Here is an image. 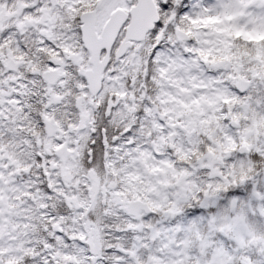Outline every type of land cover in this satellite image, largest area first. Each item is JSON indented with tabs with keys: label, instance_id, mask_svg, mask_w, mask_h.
Masks as SVG:
<instances>
[{
	"label": "snow or ice",
	"instance_id": "6c2138e0",
	"mask_svg": "<svg viewBox=\"0 0 264 264\" xmlns=\"http://www.w3.org/2000/svg\"><path fill=\"white\" fill-rule=\"evenodd\" d=\"M0 264H264V0H0Z\"/></svg>",
	"mask_w": 264,
	"mask_h": 264
}]
</instances>
